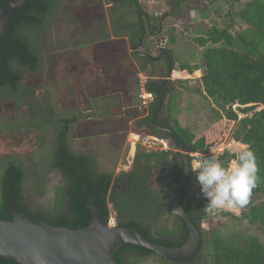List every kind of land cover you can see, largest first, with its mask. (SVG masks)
<instances>
[{
  "label": "trees",
  "instance_id": "16d2710c",
  "mask_svg": "<svg viewBox=\"0 0 264 264\" xmlns=\"http://www.w3.org/2000/svg\"><path fill=\"white\" fill-rule=\"evenodd\" d=\"M11 1L13 0H0V9ZM66 1L68 0H33L30 7L14 13L13 17L8 20L6 33L2 40L7 50L3 54L0 50V91L4 93L2 95L3 101L15 102L18 107L29 109L36 108L45 102V98L42 100H35L34 98L36 89L40 85L29 86L25 83V78L28 74L43 76L45 73V54L57 53L68 48V46L58 42L54 43L51 40V32ZM112 1H114L111 7L113 15L109 20L111 31L110 33L107 32L106 21L98 23L97 31L87 33V35H93V41L102 42L109 39L111 35L115 38L128 37L130 46L134 47L140 44L144 34L148 37L160 31L161 25L158 22L160 19L155 20L147 28L137 21L136 18L140 12L138 0ZM179 1L170 0L171 3L169 2V4L175 6L174 4H178ZM190 1L193 0H184L180 7L190 3ZM235 1L238 2V0ZM189 7L194 9L191 5ZM197 8L201 9V12L207 10L204 5ZM181 13V10L170 9L169 14L170 16H177ZM130 14H132L131 17H129ZM234 16L244 22L247 26V33L252 37L255 32L263 35L264 0H249L236 14L231 16L230 21L233 20ZM144 29L145 31H143ZM167 36L168 43L164 51L173 57L172 47L175 38L172 33H167ZM81 37L85 38L82 34ZM258 40L255 45L240 35L233 36L229 28L222 30L211 28L208 32L198 29L197 36L193 39L197 49L201 50L198 62L191 65L187 60L181 58L179 70H185L188 73L202 70V76L199 80L202 90L200 89L199 93L217 107L227 122L234 123V134L239 146L248 145L254 152L258 166V179L250 197H257L259 194L264 201V51L259 50L264 47V40L263 38H258ZM73 44L76 47L80 45L79 43ZM11 61H17L24 68V72L14 70L10 66ZM140 61L142 67L150 63L145 57H142ZM173 76L184 78L183 75L176 72L173 73ZM160 84V82L155 83L153 81L146 83L145 89L154 96V101L151 104L149 116L135 124L137 127L146 128L149 137L154 139H166L155 130L156 126L163 121L159 122L158 116H156L155 124H152L158 107V96L164 97L168 94L167 90L160 89ZM176 101L175 96H170L166 111V117L173 124L175 133L193 155H207L211 148L209 146L206 148L197 147L193 134L178 125L175 118L178 113ZM235 106L237 107L234 108ZM260 107L263 108L259 109ZM51 114L53 115L52 112ZM78 118L79 116L76 115L58 113L50 120L40 117L42 123L47 121L54 128L52 168L66 180L65 210H57L54 214L31 211L24 204L22 166L10 161L4 165L1 177L0 220H12L10 206L13 205L16 212L26 215L34 221L42 220L56 227L63 226L71 230L83 229L91 220L88 204L90 200H93L101 223L108 224L107 197L111 195L109 200L116 206L118 200L114 197L120 193L115 194L112 191L113 174L98 168L93 153L84 156L75 153L70 147L72 126ZM135 134L140 138L139 132L135 131ZM141 135L144 136L142 133ZM200 143L207 145L208 142L206 139H202ZM172 147L177 149L175 146ZM153 155L155 156V154ZM150 156L152 155L145 156V164L137 165L129 174L133 179L128 183L126 192H122L120 196L127 199V201L124 199L123 205L130 203L131 209L134 210H131L129 213L131 216L126 221L118 222L116 226L134 229L156 245L178 249L184 245L187 238L186 227L181 220L177 219L179 222L174 224V228H164L154 234L156 220L166 213L162 208L163 196L160 197L148 188L151 173L159 168L157 162L151 163L149 161ZM170 156L172 157V167L168 175L165 194L175 188L182 173V164L179 162L180 154L172 152ZM234 158L235 155L225 158L223 154L216 157L217 160L223 161L225 166H228ZM191 180L179 192V203L189 216L199 213L196 219L191 220V223L204 239L202 222L205 219L208 201L202 195L195 175L194 181L197 182L196 188L201 195V201L197 204V208L192 206L187 193ZM84 192L89 195H85ZM124 207L129 208L127 205ZM243 208L240 217L233 215L232 217L251 223L264 224V204L255 206L250 202ZM147 217L151 218L152 221H146ZM205 242L209 264H264V246L254 237L245 240L243 247H233L221 243L217 236L212 235L209 242L206 240ZM134 253L136 255L134 261L125 259V254ZM152 256L158 258L154 254L137 247L125 246L116 253L115 259L118 264H136L137 260L140 261ZM200 259L201 254L197 261ZM0 264L15 263L0 259Z\"/></svg>",
  "mask_w": 264,
  "mask_h": 264
},
{
  "label": "rangeland",
  "instance_id": "374dc122",
  "mask_svg": "<svg viewBox=\"0 0 264 264\" xmlns=\"http://www.w3.org/2000/svg\"><path fill=\"white\" fill-rule=\"evenodd\" d=\"M138 2L140 8L148 15L156 14L159 17L161 16V31L172 33L175 38L172 47L174 54L172 57L174 62L173 70L184 77L183 79L175 78L173 71L172 79L169 81L174 85L173 88L171 87L172 96L177 99L176 105L179 112L176 114V121L178 125L193 134L197 147L206 148V146H209L211 148L210 153L207 155L215 158L221 154L225 158L232 157L240 148L234 134V123L227 122L217 107L199 93L201 89L199 80L202 76V70L193 71L192 73H188L185 70L180 71L179 62H181V58L187 60L191 65L198 62L201 50L197 49L193 42L194 37L197 36L198 29L208 32L211 28L217 30L229 28L231 35H240L255 45L259 41L258 38H263L264 40V33L262 35L255 32L252 34L253 37L248 34L247 26L238 17L234 16L233 20L230 21L231 16L236 14L249 0H238V2L235 0H193L184 4L183 7L180 6L184 3V0H180L178 4H174L175 6L169 4L170 0H138ZM189 5L193 6L194 9H190ZM203 5L206 6L207 10L201 12V9L197 7ZM170 9L181 10L182 13L181 15L170 16ZM112 15V8L108 0L66 1L51 32V40L71 49L67 48L69 52L64 51V49L63 52L56 53H62L60 56L55 53L51 55L45 54V76L39 77L35 74H28L25 78V83L29 86L41 84L38 87L39 90L38 88L36 89V93L40 97L35 93L34 98L35 100L45 98V102L40 105V108L39 106L31 109L18 107L17 104L3 101L2 95L4 93L0 91V185L3 168L7 161H14L21 165L24 173L22 180L24 204L33 212L40 211L46 214H54L57 210H65L64 190L66 180L52 168L54 128L47 121L42 123L40 117L50 120L54 118L56 113L64 114L67 112L69 109L63 100L61 94L63 88L61 87L76 88L74 85H77V83L75 82V77L72 78L73 84L69 82L68 77L66 82H59V76H64L63 66L55 68L66 61L64 53L81 52L78 48H76V51L73 49L76 47L73 46V43H79L81 34L86 39L93 38V35H87V33L95 31V29L97 31L98 23L106 21V30L110 33L111 25L109 20ZM131 16L132 14L129 15V17ZM78 27H81V29ZM78 29H80L79 32H77ZM104 47L105 45H101L99 50ZM259 50L264 51V47ZM11 66L14 70L24 72V70H20L15 66L13 62ZM146 74L150 77H157L158 74L165 76L164 64L151 66L149 73ZM49 93L51 99L48 96ZM57 99L59 100L57 101ZM262 108L260 107L259 109ZM139 112H141L140 109ZM238 115L240 116V114ZM135 129L140 133V138L135 134ZM88 130L90 129L88 128ZM116 130L118 132L113 134L112 128L103 127L99 132L97 130L94 131V136L90 131L84 130L82 132L84 137H94L91 142L95 145L92 148L95 149L97 155L98 168L112 173L114 179L112 181L116 182L125 176H129L137 165L142 166L141 164H145V156L152 155L149 161L151 163L157 162L159 168L152 173L150 186L153 192L162 197L165 193L168 175L172 167L170 154L176 152V150L168 141H155L148 138V130L146 128L132 125V134H129V129L127 128L123 129L120 127L116 128ZM82 139L83 137L78 132L73 134L71 132L70 147L77 154L83 149ZM202 139L207 140V145L200 143ZM132 142H134V145ZM133 146L135 151L131 150ZM198 156L196 155L195 157ZM220 162L222 163L223 161ZM195 175L193 172V178L190 181L187 192L192 206L199 204L201 201V195L196 188L197 182L194 181ZM114 192L115 194H121L123 190ZM120 194H116L114 197V199L118 200L117 207L109 200L111 195L107 197L109 218L113 217L116 224L126 221L131 216L129 213L133 209H131L130 203L123 205V202L127 201V199L120 196ZM129 200L132 201L130 198ZM250 202L255 206L264 204L259 194L257 197H250ZM125 205L129 206V208L126 209ZM243 210L244 208L240 207L232 209H212L208 207L205 210V219L202 222V230L205 234L203 251L201 259L194 264H209L205 240L209 242L211 235L217 236L221 243L233 247H243L244 241L249 237L256 238L264 246V224L251 223L232 217V215L240 217ZM147 218L146 221H152L150 220L151 218ZM175 223L174 217L163 214L156 220L154 234L164 228H174ZM155 236L157 237V235ZM134 258H136L135 254H128L126 260L134 261ZM136 264L163 263L152 256L140 261L137 260Z\"/></svg>",
  "mask_w": 264,
  "mask_h": 264
},
{
  "label": "water",
  "instance_id": "95a60500",
  "mask_svg": "<svg viewBox=\"0 0 264 264\" xmlns=\"http://www.w3.org/2000/svg\"><path fill=\"white\" fill-rule=\"evenodd\" d=\"M33 0H13L0 9V50L7 48L3 44L7 23L14 13L30 7ZM1 54V55H2ZM166 57L169 65L167 74L171 78L173 64L168 52L159 51L156 57L145 58L155 63ZM165 97H158L160 111ZM176 139V135H174ZM178 151L182 162V173L175 188L162 199V208L169 216L181 220L186 227L187 238L178 249L156 245L138 231L131 228L108 227L101 223L94 201L90 200L88 209L91 213L89 224L78 230L63 226L56 227L42 220L34 221L26 215L16 212L10 206L12 220H0V259L15 264H118L116 253L125 246H134L157 256L161 262L171 264H192L199 257L203 248V237L193 226L189 216L179 203V192L193 176L190 161L193 153L179 140ZM85 195H89L84 192ZM180 209L179 211H174Z\"/></svg>",
  "mask_w": 264,
  "mask_h": 264
},
{
  "label": "crops",
  "instance_id": "0c3cea01",
  "mask_svg": "<svg viewBox=\"0 0 264 264\" xmlns=\"http://www.w3.org/2000/svg\"><path fill=\"white\" fill-rule=\"evenodd\" d=\"M152 16L157 19L161 17L156 14ZM152 36L153 35L147 37L144 34L142 38L144 42L141 43V40L140 44H138L136 48H133L129 44L128 37L113 38L111 35L110 40L107 39L102 41L91 46V48L87 47L84 52L78 53L75 50L76 52L72 54H63L64 56H68H66V61L55 68L57 69L63 66L64 76H59V82H66L68 77L69 82L73 84L72 78L75 77V82L77 83V85H74L76 88L61 87L63 88L61 92L63 100L69 109L64 115L85 116V119L72 126L71 131L72 134L78 132L81 134V137H83L81 141L83 149L81 150L85 152L84 155L95 153V149L92 148V146L95 145L91 142L94 140V137H84L82 135L84 130L90 131L94 136V131L97 130V132H99L103 127H106L107 129L112 128L113 134L114 132H118L116 128L122 127L123 129H129V134H132V125H135L139 120L148 117L147 112H142L141 110V112H139L141 107L138 91V75L142 73H144L143 75H147L146 73H149L153 63L150 61L149 64H145L142 67L140 65V60L145 56L141 57L143 54H140L138 50L144 48L147 55L152 57L156 56V53L151 49ZM106 43H109L108 45H115L113 52H105L104 48L106 46L99 50V47ZM61 54L56 55L60 56ZM160 64L161 63H159V65ZM45 73L43 76L39 77H44ZM148 78L146 83L148 81L157 83L159 80H162L163 77L161 74H158L157 77L148 76ZM171 79L172 73L170 80ZM39 85L41 86V84ZM37 96L40 97L39 94H37ZM48 96L50 98V93ZM170 96H172V93H168L164 96V104L166 108L168 107ZM59 99H57V101ZM40 107L41 106L39 105V108ZM88 128L90 130H88ZM135 131L137 130L135 129ZM94 156L95 158L97 157L96 153Z\"/></svg>",
  "mask_w": 264,
  "mask_h": 264
},
{
  "label": "clouds",
  "instance_id": "9594fccd",
  "mask_svg": "<svg viewBox=\"0 0 264 264\" xmlns=\"http://www.w3.org/2000/svg\"><path fill=\"white\" fill-rule=\"evenodd\" d=\"M190 168L208 201L206 207L212 209L247 206L258 179L256 157L248 145L237 150L229 166L213 156L201 154L191 159Z\"/></svg>",
  "mask_w": 264,
  "mask_h": 264
},
{
  "label": "flooded vegetation",
  "instance_id": "af4514ba",
  "mask_svg": "<svg viewBox=\"0 0 264 264\" xmlns=\"http://www.w3.org/2000/svg\"><path fill=\"white\" fill-rule=\"evenodd\" d=\"M108 2H109V0H108ZM114 1H112V0H110V2H109V5H110V7H112L113 6V3ZM132 19H133V17H132ZM137 21L138 22H140L141 23V25H143L144 27H148L150 24H152L155 20H158L157 18H154L153 16H150V15H148L147 13H145L144 12V10H142L141 8H140V12H139V14H138V16H137ZM160 19V18H159ZM158 22H160V21H158ZM108 27H109V25H108ZM78 28H80L81 29V27H78ZM80 29H78L77 30V32H79L80 31ZM96 30V29H95ZM143 31H145V29L143 30ZM160 31H161V29H160ZM160 31H158V32H160ZM158 32H156V33H158ZM155 33V34H156ZM155 34H153V35H155ZM81 36V35H80ZM113 37V36H112ZM81 39H80V41H79V43H81L79 46H77V47H75V48H73L74 50H77L76 48H78V50L79 51H81V52H84V50H86V48L87 47H89V48H91V46H93V45H95V44H98V43H100L101 41H93V38H90V39H86V38H82V37H80ZM110 38H111V36H109V40H110ZM114 38V37H113ZM88 42V43H87ZM144 42V40H142V42L141 43H143ZM109 43H106L105 44V48H104V50H105V52H107V53H109L110 51H114L113 50V48H114V46L115 45H108ZM110 46H111V48H110ZM135 48H136V46H134ZM133 47V48H134ZM69 48V47H68ZM67 49V48H66ZM64 50V51H68V49L67 50ZM71 48H69V50H70ZM164 51V50H163ZM63 52V51H62ZM69 52V51H68ZM80 52V53H81ZM103 52V51H102ZM165 52V51H164ZM156 53V55L158 54V52H155ZM137 54H139V53H137ZM147 54H144V55H141V57L142 56H146ZM67 56V55H66ZM65 56V57H66ZM154 57H156V56H154ZM170 58H171V61H172V64H173V69H174V62H173V60H172V56L170 55ZM13 62V64L15 65V66H17L20 70H24V68L17 62V61H11V63ZM11 63H10V66H11ZM159 63H163L164 64V71H165V76H163V78H162V80H159V82L161 83L160 84V89H164V90H167L168 91V93H172V88H173V84L171 83V82H169V81H171L170 79L168 80V78H167V74H168V71H169V65H168V61H167V58L166 57H161L158 61H156L155 63H153V66L155 65V64H159ZM173 71V70H172ZM172 87V88H171ZM157 94V93H156ZM159 97V96H158ZM12 103H14V104H16L15 102H12ZM166 111H167V108H166V106H165V104H163L162 105V108H161V110L160 111H157L156 110V113L154 114V117H153V119H152V124H155V118H156V116H158V120H159V122H161V120L163 121L160 125H158V126H156V132H158L159 133V135L160 136H163V137H165L166 139H156V141H158V140H165V141H168L172 146H175L177 149H175L176 150V152H174V153H179V151H178V148H179V145H178V140L177 139H179V137H178V135L175 133V131H174V126H173V124L170 122V121H168V119H167V117H166ZM76 116H79V118H78V120L76 121V123H78V122H80L81 120H83V119H85L84 117L85 116H82V115H76ZM149 116V115H148ZM75 123V124H76ZM32 129V128H31ZM29 130V129H28ZM174 135H176V139L174 138ZM148 137L150 136V135H147ZM180 140V139H179ZM181 141V140H180ZM182 142V141H181ZM183 143V142H182ZM184 144V143H183ZM185 145V147L187 148V146H186V144H184ZM188 149V148H187ZM84 151H82V150H80V153L79 154H81V155H84ZM180 154V153H179ZM85 156V155H84ZM179 162L182 164V162H181V158L179 159ZM7 163H8V161H7ZM156 171V170H155ZM155 171H153V172H155ZM152 172V173H153ZM152 173H151V175H150V177H149V181H148V188H149V190H151V186H150V179H151V176H152ZM132 176H125V177H123L120 181H116V182H113L112 181V183H111V189H112V191H116V190H123V192H126V189H127V186H128V183H130V181H132ZM112 180H114V179H112ZM168 184V183H167ZM152 191V190H151ZM166 191V190H165ZM153 192V191H152ZM166 194L164 193V195H163V197L165 196ZM194 208H197V205H195V206H193ZM198 214L199 213H197V214H195V215H193V219H196L197 218V216H198ZM169 216V215H168ZM170 217H174V216H170ZM174 219L176 220V222L178 221L177 219L178 218H176V217H174ZM192 219V220H193ZM179 222V221H178ZM135 254V253H134ZM127 256H128V254H125L124 255V257H125V259L127 258ZM198 261H197V259L194 261V263H197ZM163 264H171V263H168V262H162ZM194 263H192V264H194Z\"/></svg>",
  "mask_w": 264,
  "mask_h": 264
},
{
  "label": "built area",
  "instance_id": "2783aa9c",
  "mask_svg": "<svg viewBox=\"0 0 264 264\" xmlns=\"http://www.w3.org/2000/svg\"><path fill=\"white\" fill-rule=\"evenodd\" d=\"M167 43H168V36H167L166 31H160V32H158L152 36L151 49L154 53L159 52V51H163L167 47ZM138 52L140 54H143V55L146 54V51L144 48H140L138 50ZM143 74L144 73L138 75V83H139L138 91H139V99H140V107H141L140 110L142 112H147L149 115L151 104L154 101V96L151 93H148L146 91L145 84H146L148 75H143ZM148 138H151L152 140L156 141V139H154L153 137H148ZM145 142H147V141H145ZM107 226L108 227L116 226L115 219L113 217L109 218Z\"/></svg>",
  "mask_w": 264,
  "mask_h": 264
},
{
  "label": "bare ground",
  "instance_id": "6f19581e",
  "mask_svg": "<svg viewBox=\"0 0 264 264\" xmlns=\"http://www.w3.org/2000/svg\"><path fill=\"white\" fill-rule=\"evenodd\" d=\"M133 143V145H134V142H132ZM131 148H133V149H131L132 151L134 150V146L133 147H131ZM135 151V150H134ZM193 156H196V155H193ZM128 169V168H127ZM192 178V177H191ZM191 180V179H190ZM189 182V181H188Z\"/></svg>",
  "mask_w": 264,
  "mask_h": 264
}]
</instances>
